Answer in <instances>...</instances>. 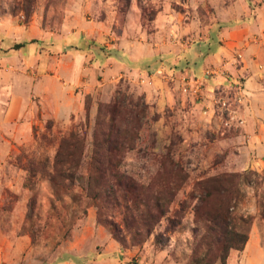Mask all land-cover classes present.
Returning <instances> with one entry per match:
<instances>
[{
	"label": "rangeland",
	"instance_id": "1",
	"mask_svg": "<svg viewBox=\"0 0 264 264\" xmlns=\"http://www.w3.org/2000/svg\"><path fill=\"white\" fill-rule=\"evenodd\" d=\"M263 200L264 0H0V264H194L227 212L264 264Z\"/></svg>",
	"mask_w": 264,
	"mask_h": 264
},
{
	"label": "trees",
	"instance_id": "2",
	"mask_svg": "<svg viewBox=\"0 0 264 264\" xmlns=\"http://www.w3.org/2000/svg\"><path fill=\"white\" fill-rule=\"evenodd\" d=\"M23 47H25V44H17L14 49L17 50ZM90 103L91 97L88 96L85 102L87 112L90 111ZM101 110L102 109L100 108L99 112H101ZM113 122L114 118L112 119V127L108 130L106 134H103L101 138L100 136L96 137L97 139L95 140L96 152L94 155V164L100 165L104 162L109 163L111 165L116 164L108 158L107 154L101 153L102 155H100V152L103 147L104 149L108 150V153H110L111 145L115 142V140H113L114 132L117 135H120V132L118 131V129L116 130V126ZM100 124L101 119L99 117L97 120L98 129H100L101 127ZM81 145L82 140L79 135L75 132H72L67 137L61 140L60 147L55 159V170L60 177H64L66 179L73 178L74 175L73 173H71V170L75 165L79 164V160L77 158V155L75 154V150L80 148ZM66 166L67 168L64 169V167ZM96 170L101 172L99 168H96ZM99 178L102 179L101 176H99ZM99 178L97 177L96 180H98ZM149 217L150 219L152 218L151 216ZM261 217L264 220V200L261 203ZM235 219L236 218L231 216V213H226L224 223L225 231L223 232V237L220 242V247L218 249V256L210 260H208L206 256L195 258V260L193 261L194 264H216L217 260H220L222 264H226V261L232 250L244 251L249 241V233L251 231L254 218L252 216H240L237 218L238 222H233ZM101 222L102 224L109 225L107 222Z\"/></svg>",
	"mask_w": 264,
	"mask_h": 264
},
{
	"label": "crops",
	"instance_id": "3",
	"mask_svg": "<svg viewBox=\"0 0 264 264\" xmlns=\"http://www.w3.org/2000/svg\"><path fill=\"white\" fill-rule=\"evenodd\" d=\"M51 80V79H50ZM53 83H55L53 80H51ZM56 84V83H55ZM58 87H60L59 85H57ZM61 89H66L67 91V95L69 93V88H63V87H60ZM48 90V89H47ZM49 91V90H48ZM53 92V90H51ZM51 91H49L50 93H52ZM68 98L70 99V97L68 96ZM71 100V99H70ZM61 102V101H60ZM57 111V110H56ZM6 242H9L11 245H16V246H21L23 244L27 245L28 244V241H26L25 243H23V238L22 240L21 239H17L16 241H12V240H8L6 238H1L0 239V259L3 258V255L1 253V248L3 247L4 243ZM31 243V242H30ZM31 246V245H30ZM32 249V248H31ZM61 264H71L70 261H62Z\"/></svg>",
	"mask_w": 264,
	"mask_h": 264
}]
</instances>
